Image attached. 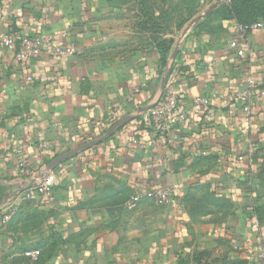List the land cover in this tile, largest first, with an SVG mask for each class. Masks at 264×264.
I'll return each mask as SVG.
<instances>
[{
  "label": "crops",
  "instance_id": "obj_1",
  "mask_svg": "<svg viewBox=\"0 0 264 264\" xmlns=\"http://www.w3.org/2000/svg\"><path fill=\"white\" fill-rule=\"evenodd\" d=\"M215 1L173 6L205 12ZM122 7V0H0V209L40 184L55 158L151 99L164 68L151 47H125L136 20ZM4 35L50 36L76 55L17 62ZM239 38L237 22L216 15L193 30L168 84L186 122L160 130L147 114L53 170L54 200L21 202L0 230V264H264L256 212L264 205L256 162L264 100L246 114L236 96L249 79L264 87V29L248 33L242 54L231 46ZM203 98L208 106L198 104ZM159 187L173 189L175 204L146 198L128 208L135 193ZM35 251L39 261L26 255Z\"/></svg>",
  "mask_w": 264,
  "mask_h": 264
},
{
  "label": "built area",
  "instance_id": "obj_2",
  "mask_svg": "<svg viewBox=\"0 0 264 264\" xmlns=\"http://www.w3.org/2000/svg\"><path fill=\"white\" fill-rule=\"evenodd\" d=\"M20 12L21 10L19 9L16 11V13ZM258 29H264V24L257 23L249 27L239 26V41L233 42L231 46L238 49L239 54H242L241 46L247 39L248 33ZM1 44L11 52L17 62L30 61L46 54L55 58H69L76 55L74 48L55 45L50 36L17 37L4 35L1 38ZM27 80L31 81V77H28ZM261 85L258 81L249 79L248 87L237 93V98L246 100V103L243 105V111L246 114H250L254 103L264 100V87H261ZM209 103L210 99L208 98L198 99V104L202 106H208ZM179 107L178 95L167 86L162 100L148 113L153 126L156 129L166 131L176 123L186 122L189 113L180 112ZM44 147L47 148L46 145ZM55 185L56 180L52 176L46 177L40 184L25 188L14 200H10L9 203L4 204L2 209H0V230L8 225L21 202L42 198L46 202L51 203L54 200ZM146 198L160 205H172L176 202L172 188L159 187L146 192L135 193L128 200L127 206L129 209H134ZM26 255L32 260L38 261L40 252H28ZM259 256L264 262V247L260 249Z\"/></svg>",
  "mask_w": 264,
  "mask_h": 264
},
{
  "label": "trees",
  "instance_id": "obj_3",
  "mask_svg": "<svg viewBox=\"0 0 264 264\" xmlns=\"http://www.w3.org/2000/svg\"><path fill=\"white\" fill-rule=\"evenodd\" d=\"M137 3L142 15V19L135 25L138 39L146 37L145 42L137 45H147L156 50L165 68L176 43V33L182 32L203 11L197 6H187L188 8L183 11L173 6V0H138ZM214 15L222 19L235 20L241 27L264 24V0H227L193 30L199 29ZM256 212L259 221L264 225V205L258 206ZM203 254L201 253L202 256ZM204 259L196 258V261L199 264H210L208 260L204 263Z\"/></svg>",
  "mask_w": 264,
  "mask_h": 264
},
{
  "label": "water",
  "instance_id": "obj_4",
  "mask_svg": "<svg viewBox=\"0 0 264 264\" xmlns=\"http://www.w3.org/2000/svg\"><path fill=\"white\" fill-rule=\"evenodd\" d=\"M227 0H216L205 12L194 18L181 32L179 37L176 40V43L174 45L173 51L169 57L168 63L166 67L163 70V73L160 77V80L155 88V91L151 97V99L148 101L147 104H145L142 108L139 110L121 118L117 122H115L105 133H103L101 136H98L80 146L77 148L55 158L53 161H51L45 168L46 177H49L53 170H55L57 167L61 166L65 162L69 161L72 158H75L90 149L99 146L100 144L108 141L110 138H112L117 132H119L123 127H125L128 123L138 120L145 115H147L158 103L162 100L163 96L165 95L167 86L171 80V77L173 75L177 58L180 52V49L186 40V38L189 36V34L193 31V29L203 20L208 18L216 9H218L223 3H225Z\"/></svg>",
  "mask_w": 264,
  "mask_h": 264
},
{
  "label": "rangeland",
  "instance_id": "obj_5",
  "mask_svg": "<svg viewBox=\"0 0 264 264\" xmlns=\"http://www.w3.org/2000/svg\"><path fill=\"white\" fill-rule=\"evenodd\" d=\"M130 0H122V8L121 11L123 12V14H125L126 17L131 18L132 21L136 20V22L140 21L142 18L141 12H140V8L139 5L137 3L138 0H132L133 5L130 7H127V5L129 4ZM129 23H127V26H129ZM131 27H130V36L131 39L126 41L125 47H130V46H135L138 43L141 42H145L146 37L142 40L139 38L138 39V31L137 28L135 27V25L137 24H133L131 23ZM256 162H257V166L264 171V144H260L257 149H256Z\"/></svg>",
  "mask_w": 264,
  "mask_h": 264
}]
</instances>
